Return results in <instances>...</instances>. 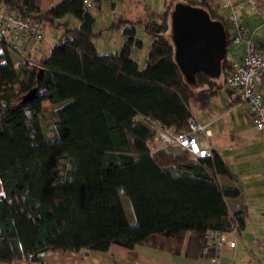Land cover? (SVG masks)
<instances>
[{"label": "trees", "instance_id": "trees-1", "mask_svg": "<svg viewBox=\"0 0 264 264\" xmlns=\"http://www.w3.org/2000/svg\"><path fill=\"white\" fill-rule=\"evenodd\" d=\"M177 3L222 22L228 51L232 36L214 0H163L159 21L144 24L151 38L144 68L132 57L143 44L131 21L106 28L123 26L120 52L97 50L93 9L101 1L41 9L35 0H0L23 21L63 30L49 53L35 57L0 39V263L41 262L55 251L105 253L114 245L176 255L187 238L189 258L210 259V231L244 227L247 207L232 212L227 204L242 190L220 183L233 179L221 155L198 160L155 142L157 125L187 131L193 109L207 108L217 88L203 74L190 83L175 60L168 33ZM30 43L40 42L23 45ZM232 70L226 54L219 79L226 83Z\"/></svg>", "mask_w": 264, "mask_h": 264}, {"label": "crops", "instance_id": "crops-1", "mask_svg": "<svg viewBox=\"0 0 264 264\" xmlns=\"http://www.w3.org/2000/svg\"><path fill=\"white\" fill-rule=\"evenodd\" d=\"M62 0H35L36 5L41 9H48L56 6ZM93 4L98 1H101V9L95 15L96 21L95 25L102 18L104 26H102V31H97L94 25L95 34H99L98 38L94 37L93 41H99L102 39V36L106 32H109L106 29L115 25L118 21H116L119 17L118 14V4L115 0H90ZM124 2L126 0H123ZM136 4H142L141 10L138 11V16H127L121 17L120 19L131 21L132 23L139 22L142 23L140 28L144 29V24L148 21H159L158 15L156 12L159 11L158 6L155 4V0H134ZM228 0H214L215 11L227 22L228 13L219 8L218 3L224 2ZM232 2H239L240 0H231ZM258 5H264V0H256ZM144 7H149V13L147 15L142 16L144 14ZM157 8V11H153ZM107 12H109L110 20L104 18V15L107 17ZM161 15V14H160ZM159 15V16H160ZM129 18V19H127ZM71 26H76L77 21L74 18H69ZM116 21V22H115ZM241 25L243 28L248 31L253 38L254 44L257 48L264 50V16H261L258 13L251 12L248 10H244L241 15ZM122 26L116 31L120 32L122 30ZM229 32L231 33V28L228 25ZM63 32L58 36L57 39L53 41L55 44L58 39L62 36ZM47 38V36H46ZM45 38V39H46ZM124 37L122 35V39L120 41L119 50L120 52L123 46ZM42 43V42H41ZM40 43H30L25 44L22 47L21 52L23 54H27L32 52V55L40 56L46 55L49 51L41 50ZM38 46V48L36 47ZM97 48V45L95 43ZM25 49V50H23ZM29 49V50H28ZM36 49V50H35ZM98 50V49H97ZM108 53V52H103ZM245 57V43H234L228 47L227 58L231 62V64H242ZM140 66V64H139ZM216 82V89L213 91L212 98L210 100V105L205 109H197L199 113L203 111H208L211 108L212 99L214 95L220 92L223 88L226 87V96H225V110L224 117L230 118L234 120L236 129L242 128L240 133L241 136L245 138H249L247 144H243V146H229V142L225 138H222L221 134L226 131V127H230L232 120H227L222 123L218 118H211L210 115L204 113L201 115L200 119H197L194 115L195 120L203 126H206L208 130H210V137L208 138L211 146L214 148L215 152L221 155L227 165L230 167V170L233 174V179L228 177H221L220 183L226 187L232 188H240L241 196L235 199H228L227 204L232 212L239 209L241 206H246L248 209V216L245 220L244 227L239 231L238 239H237V247L235 249H227L225 251V257L228 260L234 261V264H264V217L263 223L259 228L262 232V235H257L255 233L256 228L254 226V218L251 217L252 209H259L264 213V132H260L257 130L252 114L249 110V106L247 104H242L237 100L235 94H233L223 79ZM259 91L264 98V78L262 79L259 85ZM238 101V102H237ZM194 114V113H193ZM224 118V119H225ZM214 126V127H213ZM243 140V139H242ZM245 143V142H244ZM247 143V142H246ZM261 144L259 147V153L253 151V144ZM245 145V146H244ZM243 148V149H242ZM244 152L246 157L244 161L248 162V171L252 169L255 170V173H250L249 175H243V177L238 178L237 172L238 170L234 169L236 167V161L240 162L241 155L239 153ZM240 155V156H239ZM262 156V160L259 159ZM230 160V161H229ZM263 162V163H260ZM235 164V165H233ZM259 192V193H258ZM261 192V193H260ZM253 198H260L258 202L253 201ZM259 203V204H258ZM258 207H255L257 206ZM261 206L263 208H261ZM188 246V238L184 244L183 250L180 254H170L164 251L155 250L143 246L136 247L135 249H125L120 246H112L109 251L105 253L94 252L87 255L81 253H75L71 251H55L50 252L45 255L42 263L39 262H31L26 260H16L9 264H208L209 258H200V259H191L186 255ZM5 264V263H0Z\"/></svg>", "mask_w": 264, "mask_h": 264}, {"label": "built area", "instance_id": "built-area-1", "mask_svg": "<svg viewBox=\"0 0 264 264\" xmlns=\"http://www.w3.org/2000/svg\"><path fill=\"white\" fill-rule=\"evenodd\" d=\"M85 3L88 8H92V2L85 0ZM218 6L228 13L227 23L233 42L245 43L244 61L242 64H233V70L227 77V87L240 103L249 106L257 130L264 132V98L259 91L264 78V50L257 48L252 35L240 22L244 10L264 16V5H258L256 0H228L219 2ZM45 37L41 23L23 21L17 14L7 13L0 4V39L13 50L19 51L25 42H41ZM156 128L155 142L159 148H179L198 160L213 157L215 150L208 140L210 130L195 119L189 120L187 131L177 132L161 125ZM238 230L239 224L236 222L229 231L209 232L208 242L214 248L215 255L208 260V264H234V261L225 257V251L237 247Z\"/></svg>", "mask_w": 264, "mask_h": 264}, {"label": "rangeland", "instance_id": "rangeland-1", "mask_svg": "<svg viewBox=\"0 0 264 264\" xmlns=\"http://www.w3.org/2000/svg\"><path fill=\"white\" fill-rule=\"evenodd\" d=\"M115 2L118 4L119 11H118L117 17H119V18L124 17V16L125 17H127V16H131V17L132 16H138L139 15L138 11L141 10L140 8H142V4H136V1H134V0H126L125 2L123 0H115ZM155 4L158 6V9H159V11L156 12V15H158V18L160 19L159 15L163 12V0H155ZM148 8L147 7L143 8L144 14L142 16H145V15H147V13H149ZM99 11H100L99 8L93 9V12L96 14ZM153 11L154 12L157 11V8H155V10H153ZM136 14H138V15H136ZM102 18L103 17H101V19H99V21L95 25L97 31H102L101 27L104 26ZM104 18L107 19V21L110 20L109 12H107V17H106V15H104ZM118 19L116 21H118ZM127 19H129V18H127ZM122 25H125V23H123ZM130 25L128 24L127 26L129 27ZM134 25H136V29H137V39L142 42L143 46L141 48L135 47V49H133V51H132V57L138 64H140L141 68H144L146 66L147 55H148V53L150 51V47H151V38L144 31V29L141 30L140 28H138L139 26L142 25V23L134 24ZM108 31L109 32H106L104 34V36H102L101 40H99V41L94 40V44L96 43L99 53H103L105 51L108 53H116L119 50V45H120V41L122 39V35H123L122 31L123 30L118 32V31H116L115 28H113V29L108 30ZM62 32H63V30L47 29L46 30L47 38L44 41H42V43L40 42V44H38L39 46H41V50L44 49V50L50 52L51 48L54 45L53 41L55 39H57L58 36ZM96 37L98 38V36H96ZM168 39H169L170 43L173 45L172 35H170L169 33H168ZM36 47L38 48V46H36ZM20 59H22L21 56L20 57L16 56V60L19 61ZM220 80L221 79H217V81H220ZM226 90L227 89L225 87L220 92H218L214 95V97L212 99V104H211L210 110L203 111L202 113H199L197 111V109H193V113L197 119H200L202 114L207 113L210 115V119L217 117L218 120L222 121V123L224 121L226 122V119L232 120V123L228 124V125H230V127H228V129L226 127V131H224L223 134H221L222 138H225L227 140V143L228 142L230 143L229 146H231V143H232V146H243V144H245V145L247 144V146H249L248 140H249L250 136H249V138L247 137L244 139L240 133L242 128L236 129V127H235L236 125L234 123V120L231 119L233 117H230V118L224 117V115L226 114V113L224 114V112H223V111H226L225 110V96H226V92H227ZM252 146H255V147H252L253 151L256 153H259L258 152L259 151L258 146H262V145L255 143ZM239 154L241 155V156L239 155L241 157L240 162L236 161L235 163L237 166L234 167L235 171H236V169L238 170V172H237L238 176L237 177L241 178V177H243V175H249L250 173H255V170L252 168H251V170L248 171L247 166L249 164H248V162L244 161L246 154L244 152L239 153ZM261 160H262V156L259 159V161H261ZM260 163H263V162H260ZM233 165H235V164H233ZM259 199L260 198H253V201H255V202L261 201ZM122 200H123V205H124L125 211L127 213V217H128L129 222L134 223L135 222V216H134V213L132 210L130 200L128 199V197H126L124 195H122ZM255 207H258V205ZM261 208H263V207L261 206ZM261 212H263V211H261L259 209H252V215L253 216H251V217L254 218L253 222H254V226L256 228L255 233L257 235H262V233H261L262 231L259 228L261 227V224L263 223L264 213L261 214ZM39 263H42V261Z\"/></svg>", "mask_w": 264, "mask_h": 264}, {"label": "water", "instance_id": "water-1", "mask_svg": "<svg viewBox=\"0 0 264 264\" xmlns=\"http://www.w3.org/2000/svg\"><path fill=\"white\" fill-rule=\"evenodd\" d=\"M171 30L175 60L185 78L190 83H195L199 74L219 79L227 54L224 24L202 8L177 3L171 14Z\"/></svg>", "mask_w": 264, "mask_h": 264}, {"label": "clouds", "instance_id": "clouds-1", "mask_svg": "<svg viewBox=\"0 0 264 264\" xmlns=\"http://www.w3.org/2000/svg\"><path fill=\"white\" fill-rule=\"evenodd\" d=\"M45 33H46V31H45ZM47 36V35H46Z\"/></svg>", "mask_w": 264, "mask_h": 264}]
</instances>
